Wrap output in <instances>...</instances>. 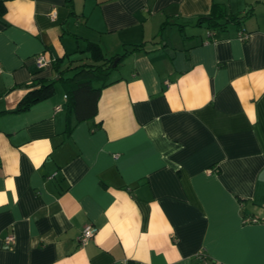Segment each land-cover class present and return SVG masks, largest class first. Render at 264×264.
<instances>
[{
    "label": "crops",
    "instance_id": "1",
    "mask_svg": "<svg viewBox=\"0 0 264 264\" xmlns=\"http://www.w3.org/2000/svg\"><path fill=\"white\" fill-rule=\"evenodd\" d=\"M0 2V110L92 63L87 41L143 43L91 119L67 117L59 80L0 114V264H264V222H243L264 218V0ZM213 4L246 17L197 24Z\"/></svg>",
    "mask_w": 264,
    "mask_h": 264
},
{
    "label": "trees",
    "instance_id": "2",
    "mask_svg": "<svg viewBox=\"0 0 264 264\" xmlns=\"http://www.w3.org/2000/svg\"><path fill=\"white\" fill-rule=\"evenodd\" d=\"M4 12V5L0 2V14ZM246 15L237 16L228 14L225 8L213 4L211 11L206 16H200L197 24L205 22L206 26L213 30H225L229 22H239ZM143 43L132 44L125 47L123 52L117 54L119 61L127 53L141 50ZM85 50L90 53L92 63H84L76 67V71L70 76H63L61 72L57 78H35L29 83V90L18 102L13 110H0V114L19 112L28 109L33 103L50 96L54 90L56 81H61L65 87L67 97V117L72 114L75 122L91 119L97 111V100L101 89L107 84L110 73L116 66L113 60L116 56L106 57L101 52L97 43L87 41ZM56 64V63H55ZM57 67V65H55ZM98 83L99 85H95ZM71 126L68 127L70 129Z\"/></svg>",
    "mask_w": 264,
    "mask_h": 264
},
{
    "label": "built area",
    "instance_id": "3",
    "mask_svg": "<svg viewBox=\"0 0 264 264\" xmlns=\"http://www.w3.org/2000/svg\"><path fill=\"white\" fill-rule=\"evenodd\" d=\"M213 34H214L213 31H210L209 35L211 36ZM247 36L248 35L246 33H243V32L238 33V37L241 40H245L247 38ZM47 61L48 60H47L44 53L38 54L36 56V65L38 67L45 66ZM64 97H66V95H64ZM259 221L264 222V218H262V219H259L256 217H244L243 218V222L254 223V222H259ZM94 231H95V228L92 224H86L82 228L81 233L79 235L80 243L84 244L94 234ZM4 241H5V244L7 246H10L12 244V241H13L12 235H7L4 239ZM122 264H127V263L123 262ZM194 264H214V262L212 260H210L204 252H198V253H196V261L194 262Z\"/></svg>",
    "mask_w": 264,
    "mask_h": 264
},
{
    "label": "water",
    "instance_id": "4",
    "mask_svg": "<svg viewBox=\"0 0 264 264\" xmlns=\"http://www.w3.org/2000/svg\"><path fill=\"white\" fill-rule=\"evenodd\" d=\"M118 59H119L118 57L114 58L113 63H112L113 66H115L117 64Z\"/></svg>",
    "mask_w": 264,
    "mask_h": 264
},
{
    "label": "rangeland",
    "instance_id": "5",
    "mask_svg": "<svg viewBox=\"0 0 264 264\" xmlns=\"http://www.w3.org/2000/svg\"><path fill=\"white\" fill-rule=\"evenodd\" d=\"M56 84H57V86H60V85H59L60 83H59L58 81H56Z\"/></svg>",
    "mask_w": 264,
    "mask_h": 264
}]
</instances>
